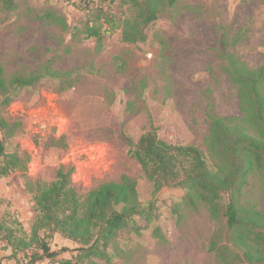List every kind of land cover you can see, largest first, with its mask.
Masks as SVG:
<instances>
[{
    "label": "rangeland",
    "instance_id": "obj_1",
    "mask_svg": "<svg viewBox=\"0 0 264 264\" xmlns=\"http://www.w3.org/2000/svg\"><path fill=\"white\" fill-rule=\"evenodd\" d=\"M12 1L9 9L0 0V68L7 78H43L1 108L18 126L5 151L27 153L30 162L26 172L0 179V224L6 220L17 236L19 228L30 234L35 211L27 182L51 183L64 165L74 168L83 203L100 185L127 176L137 182L143 210L109 246L111 260L90 257L79 264H224L210 250L215 237L236 252H226L233 264H251L231 242L223 213L228 197L214 219L183 187L154 195L128 138L137 142L153 126L165 142L198 147L217 171L226 165L210 148L214 118L233 135L261 137L231 71L233 61L250 70L264 67V0H178L136 44L122 40L132 11L120 0ZM50 12L66 26L40 18ZM92 25L100 26L101 41L87 37ZM260 92L264 97V83ZM238 207L264 214L263 172L249 174ZM5 234L0 231V264L77 261L80 245L60 234L48 240L57 255L36 263H30L34 247L14 257Z\"/></svg>",
    "mask_w": 264,
    "mask_h": 264
},
{
    "label": "trees",
    "instance_id": "obj_2",
    "mask_svg": "<svg viewBox=\"0 0 264 264\" xmlns=\"http://www.w3.org/2000/svg\"><path fill=\"white\" fill-rule=\"evenodd\" d=\"M120 1L132 11L131 18L123 23L122 40L136 44L146 41V29L178 0ZM5 3L9 9L12 8V0H5ZM88 14L92 15L93 12L89 10ZM40 18L66 26L64 20L54 12ZM86 28L88 38L101 41L100 26ZM232 67L233 80L240 86L241 98L252 112V123L261 137L233 135L223 119L214 118L210 127V148L225 162L224 169L212 170L196 146L163 141L153 126L137 142L128 138L129 153L152 183L154 195L164 189L183 187L190 197L205 202L214 219L219 218L220 204L228 197L223 213L232 233L231 242L244 249L243 256L251 264H264V214L253 207L248 210L238 207L249 174L255 170L264 173V97L260 92L264 83V67L250 70L236 61H233ZM42 78L40 73L7 78L0 68V131L3 133V140L0 141V179L14 172H26L30 162L27 153L20 155L5 151V141L16 134L18 126L2 117L1 108L8 107L23 89L35 85ZM73 172V167L62 165L57 171L56 180L51 183L27 182L33 194L35 211L30 234L19 228L21 235L17 236V230L6 226V220L0 224V231H6L4 237L14 257L34 247L30 263L54 258L57 253L51 250L48 240L57 233L80 245L76 249V262L62 259L59 264H79L80 260L90 257L111 260L109 246L115 243L119 232L129 226L133 216L143 213L138 200L137 182L123 176L119 182L104 183L92 190L83 203L72 182ZM41 232L45 235L42 236ZM210 250L224 264H233L226 252L233 256L236 252L220 246L216 237L211 240Z\"/></svg>",
    "mask_w": 264,
    "mask_h": 264
},
{
    "label": "crops",
    "instance_id": "obj_3",
    "mask_svg": "<svg viewBox=\"0 0 264 264\" xmlns=\"http://www.w3.org/2000/svg\"><path fill=\"white\" fill-rule=\"evenodd\" d=\"M11 251V250H10Z\"/></svg>",
    "mask_w": 264,
    "mask_h": 264
}]
</instances>
